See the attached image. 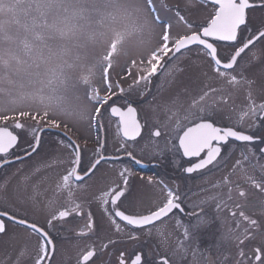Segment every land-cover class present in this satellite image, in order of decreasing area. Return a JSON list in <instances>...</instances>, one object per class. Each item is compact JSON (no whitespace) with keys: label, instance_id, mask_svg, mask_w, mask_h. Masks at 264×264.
<instances>
[{"label":"snow or ice","instance_id":"snow-or-ice-1","mask_svg":"<svg viewBox=\"0 0 264 264\" xmlns=\"http://www.w3.org/2000/svg\"><path fill=\"white\" fill-rule=\"evenodd\" d=\"M111 2L118 4L120 0H111ZM63 3L64 0H0V124H6L11 119L15 121L12 127L23 130L25 125L21 123V118L31 116L37 127L30 129L32 141L28 143L24 153L26 156H31L40 146V133L44 129L38 125L42 120L48 129H59L62 121L50 118L56 112L62 115H77L81 119L85 117L87 109L74 104V101L80 100L78 93L83 88L84 99L94 109L87 112L89 126L103 127L102 109L108 106L110 116L117 121L118 134L122 137V142L116 148V155L105 156L103 154L105 142L98 140L96 158L89 162L86 169L81 170L83 150L68 138L66 146L72 151V166L55 185L56 194H66V205L49 213L47 228L28 220L25 216L18 215L9 207L0 206V235H8V223L11 222L23 226L26 231L38 237V245L35 255L31 257V264H52L55 243L49 229L55 227V222H67L73 214L82 215L81 205L75 199V190L79 188L80 182L95 173L102 162L127 158L135 164L143 163L142 159L137 157L136 148L139 145L138 138H143L142 130L147 123L141 124L137 108L131 101L126 107L116 103L113 98L123 94L125 89L117 84L118 92L113 91L109 80L113 57L118 53L119 44L123 42V34H116L100 59L98 66L103 68V80L107 91V94L101 98L100 90L91 86L97 65H90L87 75L72 80L70 73L74 63L64 59L62 53L58 56L54 50L57 40H66L72 33V26L66 18L50 19L49 10ZM210 3L213 6V12L209 13L210 19L197 24L185 15L194 11L192 7L194 0H186L183 9L168 5L164 0H160L159 4L157 0H139L136 11L142 20L133 22L132 25L135 34L139 36L145 31L152 32L157 26L161 27V35L159 46L151 51L146 65L141 59V64L145 66L141 68L142 74H137L132 84L128 85L129 92L138 88L141 83L149 84L158 74L167 73L168 77L174 76L175 70L168 68L170 60L175 59L176 54L181 53L182 50H191L192 46H197L199 52L210 58L215 76L220 82L217 86L207 85L199 94L192 95L188 107L183 112L180 110L182 105L176 106L179 93H174L171 100L164 105L165 121L161 124L157 119L150 130L149 145L153 148L152 159L172 153L173 162L187 174L199 172L218 163L222 146L230 139L248 145L256 141L264 143V132L256 135L254 132L249 133L235 126H217L212 118L216 112L222 111L218 107L219 104L227 106L230 101L234 103L236 92L245 89L247 103L237 113V124L250 121L249 128L264 129V101L257 103L253 98L254 87L264 92V0H210ZM20 16L24 19L21 20ZM172 21L184 24L188 31L173 38ZM12 26L22 29L24 34L19 37L13 36L10 31ZM214 41L233 42L234 51L222 58ZM132 64L136 65V61L133 60ZM42 65L45 66L43 71H41ZM254 70H259V77L250 75ZM37 83L39 87H34L31 91L25 90L26 86ZM140 95L144 96L146 93L141 92ZM209 97L215 99L209 102ZM26 103L39 105L43 109V114L41 115L39 111L33 112L30 108L20 110ZM64 127L67 128L68 125L64 124ZM160 127L166 129V132L162 133ZM164 135L168 138L161 147L159 138ZM18 142L17 133L8 126H0V167L12 163L8 157L14 155L12 150L18 147ZM144 150V147H141V153ZM259 153L260 156L256 157L255 163L252 162L256 156L252 148L241 152L240 158L235 159L230 173L238 171L242 181L233 180L229 174L223 177L221 184L212 186L226 189V192L210 197L217 201V212L227 211L230 217L233 219L239 217V220L235 229L230 227L220 234L214 246L218 257L215 259L208 257L207 264H264V239L252 246L257 236L264 238V163H260V160L264 159V148H260ZM178 155L188 158L189 166L184 167L179 159H175ZM191 158L198 159L192 163ZM15 159L20 160L22 157L15 156ZM130 175L131 170L127 167L120 171L119 180L113 181L107 190L100 192V202L105 206L110 203L113 206L112 214L124 222L126 227L131 226L141 230L148 228L149 234L155 229V234L161 238L160 246L169 247L165 236L168 232L166 218L174 210L183 211V198L179 190H174L163 180H158L156 186L163 196L159 204L147 214H126L119 210L118 202L129 191ZM27 179L28 177L25 178ZM10 183L11 178L0 182V197H3L5 203L8 201ZM148 183L153 184L152 177H149ZM36 188L37 186L34 185L33 193L26 197L33 203L38 200L39 193ZM54 204L55 201L50 200L47 206L51 207ZM245 209L258 210L248 214ZM189 215L194 217V222L189 224H182L180 220L175 222L177 227L183 228V232L182 239L171 252L174 258L183 259L188 253L186 242L197 241L198 233L213 223V218L208 216L203 208L200 212L194 210ZM240 221L245 225L242 233L239 231ZM112 224L117 232L123 230L115 219L112 220ZM85 227L88 231L81 230L77 233L78 237H91L94 229L91 213ZM128 238L137 240L138 236L132 234ZM15 239V234L9 236V241ZM116 243L117 241L109 239L99 246L95 244L87 246L78 256L76 264H96V257ZM26 251L24 248L20 249L14 264H21L26 257ZM197 252H200V249L193 247V256ZM126 261L125 253L120 252L118 264H126ZM131 264H173V261L167 255H162L157 260L154 257L146 258L137 252L131 259Z\"/></svg>","mask_w":264,"mask_h":264},{"label":"flooded vegetation","instance_id":"flooded-vegetation-1","mask_svg":"<svg viewBox=\"0 0 264 264\" xmlns=\"http://www.w3.org/2000/svg\"><path fill=\"white\" fill-rule=\"evenodd\" d=\"M256 15L258 16L259 13L257 12ZM214 43L218 47L222 58L234 51L233 42L214 41ZM196 62L197 64H195ZM196 66L202 69H198ZM168 68L169 70H175L174 76L168 77L167 73L158 74L152 78L149 84L141 83L132 92L128 91V85L132 84L129 81L123 86L125 92L113 98L117 104L125 107L131 101L133 106L137 108L138 119L141 124L147 123V126L142 130L143 138H138L139 145L136 148L137 157L141 158L143 163L135 164L127 158L119 161H105L101 163L94 174L79 183V188L75 190V199L81 205L82 215L76 216L73 214L67 222H55V227L49 229L55 243V256L52 259V264H76L78 256L87 246L91 244L99 246L109 239L115 240L117 243L111 245L103 254L98 255L96 264H101V261L103 264H118L120 252L125 253L127 257L126 264H131V259L134 258L137 252H140L146 258L154 257L157 260L160 256L167 255L172 259L173 264H207L208 257L214 259L218 257L214 246L220 234L230 227L235 229L239 217L233 219L227 211L217 212V201L210 199V197L226 192V189L213 188L212 186L221 184L223 177L229 174H231L233 180L242 181L238 171L230 173L235 159L240 158L241 152H246L248 148H252L256 154L252 161L255 163L256 157L260 156L259 149L264 148V143L256 141L254 144L248 145L230 139L222 146V154L218 163L192 174L184 173L173 162L172 153L165 157L152 159L153 148L149 145L150 130H152V126L157 119L161 124L165 121V102H169L174 93H179L176 106L182 105L180 110L183 112L188 107L192 95L199 94L207 85L217 86L220 83L215 76L213 66L210 64V58L199 52L197 46H192L191 50H182L181 53L176 54L175 59L170 60ZM137 74H142V72L136 71L135 77ZM250 75L259 77V70H254ZM115 83L122 87L119 81H115ZM141 92H145L146 95L141 96ZM246 96V90L240 89L235 94L234 103L230 101L227 106L218 105L222 111L216 112L212 117L217 126H235L249 133L254 132L256 135L264 132V129L249 128L250 121L237 124V113L247 103ZM253 98L257 103L264 101V92H261L258 87H254ZM213 99L215 98L209 97V102ZM107 107L105 106L102 109L101 123L103 127H90L88 123L86 128L90 132L86 133L87 137H84V132L76 126L64 122L62 119L50 117L62 121L59 129H48L42 120L38 125V127L44 129L40 133V146L31 156H26L24 153L28 143L32 141L30 129L37 127L36 122L31 117L21 118V123L25 125L23 130L12 127L15 121L11 119L6 124H0V126H8L10 130H13L19 136L18 147L12 150L14 155L8 157L12 160V163L0 167V182L11 178L7 193L8 201L5 203L3 197H0V206L9 207L18 215L25 216L28 220L47 228L46 221L50 218L49 213L66 205V194H56L55 185L66 170H69L72 166V151L66 146L68 138H71L83 150L81 170L86 169L89 162L96 158L98 140L105 142L103 148L105 156L117 154L116 148L122 142V137L118 134L117 121L110 116ZM64 124H67L68 127L65 128ZM160 130L162 133L166 132L163 127H160ZM167 138V135L159 138L161 147L164 146V141ZM141 147L145 149L143 153L140 151ZM28 150L30 151V149ZM15 156H20L22 159L17 160ZM51 157L56 159L53 160ZM175 159H179L184 167L189 166L188 158L178 155ZM197 159L191 158V162L194 163ZM260 163H264V159H261ZM125 167L131 170L129 191L118 202V206L119 210L124 211L126 214H147L150 209H154L159 204L163 196L156 186L158 180H163L174 190H179L183 198V211L174 210L166 218L168 232L165 236L168 239L169 247L160 246L161 238L155 234V229H152V234H149L148 228L141 230L134 229L131 226L126 227L124 222L114 217L112 214L113 206L110 203L105 206L100 202V192L107 190L113 181H118L119 172ZM37 169L39 171H36ZM26 177H28L27 180H25ZM149 177H152L153 184L148 183ZM34 185L37 186L36 191L39 193L36 203L26 199L27 196L33 193ZM50 200L55 201V204L51 207L47 206ZM13 205L15 206L13 207ZM194 205H199V207L194 208ZM201 208L208 216L213 218V223L198 233L197 241L186 242L188 253L183 259L172 257L171 252L178 241L182 239L181 233L183 232L182 227L176 226V220H180L182 224L192 223L194 217L189 214L194 210L200 212ZM257 210L245 209L248 214H252ZM89 213H91L94 222L91 237H78L77 233L81 230L88 231L85 226L88 222ZM113 219L121 225L123 229L121 232L115 230V226L112 224ZM244 226V222L240 221L239 231L241 233ZM12 234L16 236L15 241H9V236ZM132 234L137 235L138 239L130 240L128 237ZM262 239L264 238L257 236L252 246L260 243ZM37 245L38 237L35 234L26 231L23 226L9 222L8 235H0V264H14L17 253L21 248L27 250L26 257L21 264H31V257L35 255ZM193 247L200 249V252H197L195 256L192 254Z\"/></svg>","mask_w":264,"mask_h":264},{"label":"rangeland","instance_id":"rangeland-1","mask_svg":"<svg viewBox=\"0 0 264 264\" xmlns=\"http://www.w3.org/2000/svg\"><path fill=\"white\" fill-rule=\"evenodd\" d=\"M159 2L160 0H157L158 4ZM164 2L171 6H179L182 9L186 4V0H164ZM138 3L139 0H120L118 4L112 3L111 0H64L63 4L58 7L54 6L49 10L50 19L63 20L66 18L69 25L72 26L70 38L57 40L54 50L58 53V56L62 53L64 59L74 63V68L70 73L72 80L87 75L90 71V65H97L91 86L93 89L100 90L99 95L101 98L107 94V91L103 80V68L98 65L102 55L107 51L108 45L113 41L117 33L123 34L124 39L118 46V53L113 57L112 67L109 72V80L113 91L118 92L115 81H119L122 87L129 81L133 82L136 78L135 72L141 71V68L146 65L151 51L159 46L161 27H155L150 33L145 31L142 36L134 32L133 22L142 20V17L136 11ZM192 7L194 11L191 14L185 13V15L188 16L190 21H194L197 24L206 22L210 18L209 13L213 12L211 5L199 0H194ZM7 15L11 16V14ZM164 18L166 19L167 17ZM20 19L23 20L24 17L20 16ZM10 31L16 37L24 34L22 29L16 26H12ZM186 31L188 29L184 24L172 21L171 35L173 38ZM141 59L145 61V65L141 64ZM133 60L136 61V65L132 64ZM44 67L42 65L41 71H43ZM196 67L202 69L198 66ZM129 72L131 75H129ZM34 87H39V84L28 85L25 90L31 91ZM78 94L80 100L74 101V104L87 109L83 119L77 115H62L59 112L52 114L51 117L62 119L64 122L76 126L80 131L84 132L85 137L86 133L90 132L86 128L89 123L87 112L94 109L84 99L83 88L80 89ZM29 108L33 112L39 111L41 115L43 114V109L34 103H26L20 110H29ZM51 159L54 160L56 158L51 157Z\"/></svg>","mask_w":264,"mask_h":264},{"label":"water","instance_id":"water-1","mask_svg":"<svg viewBox=\"0 0 264 264\" xmlns=\"http://www.w3.org/2000/svg\"><path fill=\"white\" fill-rule=\"evenodd\" d=\"M202 1H206V2L210 3V0H202Z\"/></svg>","mask_w":264,"mask_h":264},{"label":"bare ground","instance_id":"bare-ground-1","mask_svg":"<svg viewBox=\"0 0 264 264\" xmlns=\"http://www.w3.org/2000/svg\"><path fill=\"white\" fill-rule=\"evenodd\" d=\"M202 1V0H201ZM204 2H206V1H204ZM208 3V2H207Z\"/></svg>","mask_w":264,"mask_h":264}]
</instances>
